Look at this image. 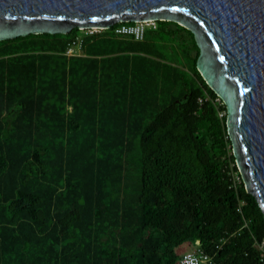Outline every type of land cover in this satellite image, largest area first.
I'll list each match as a JSON object with an SVG mask.
<instances>
[{
    "label": "trees",
    "instance_id": "obj_1",
    "mask_svg": "<svg viewBox=\"0 0 264 264\" xmlns=\"http://www.w3.org/2000/svg\"><path fill=\"white\" fill-rule=\"evenodd\" d=\"M123 23L73 56L77 27L0 40V264H179L196 240L261 264L264 216L192 33L157 20L134 40Z\"/></svg>",
    "mask_w": 264,
    "mask_h": 264
},
{
    "label": "water",
    "instance_id": "obj_2",
    "mask_svg": "<svg viewBox=\"0 0 264 264\" xmlns=\"http://www.w3.org/2000/svg\"><path fill=\"white\" fill-rule=\"evenodd\" d=\"M146 20L192 33L195 67L224 104L235 165L264 216V0H0V40Z\"/></svg>",
    "mask_w": 264,
    "mask_h": 264
},
{
    "label": "built area",
    "instance_id": "obj_3",
    "mask_svg": "<svg viewBox=\"0 0 264 264\" xmlns=\"http://www.w3.org/2000/svg\"><path fill=\"white\" fill-rule=\"evenodd\" d=\"M156 21L146 20L133 23H123L119 26L113 28V33L118 35H127L132 36L134 40H142L145 29L147 27L154 28ZM104 28L101 27H91V28H82L83 34L76 35L69 41L67 48L65 49L64 54L67 56L79 55L81 54V46L83 35L100 32ZM238 179V177H236ZM246 223L244 222V226ZM191 246L190 251H186L180 254L179 264H218L216 258L213 254H209L204 249L199 247V241L187 243ZM253 245L257 250L258 260L261 264H264V241H258L254 238Z\"/></svg>",
    "mask_w": 264,
    "mask_h": 264
},
{
    "label": "rangeland",
    "instance_id": "obj_4",
    "mask_svg": "<svg viewBox=\"0 0 264 264\" xmlns=\"http://www.w3.org/2000/svg\"><path fill=\"white\" fill-rule=\"evenodd\" d=\"M149 28H151L150 26L149 27H147L146 29H149ZM145 29V30H146ZM166 47H165V50L163 51L164 53H166V52H168V53H171V52H173V51H175V53L177 54V56L180 58V52H179V50L177 49V48H173L172 49V51H171V47L169 46V45H167V43H166V45H165ZM166 56H168V54H166ZM167 59H169L168 57H166ZM171 59V58H170ZM179 65L180 66H182V67H186V64H185V62L184 61H182L181 59H180V61H179ZM183 65H185V66H183ZM239 178V177H238ZM191 250V246H189L188 244H182V245H180L178 248H177V252H178V254H182V253H184V252H186V251H190Z\"/></svg>",
    "mask_w": 264,
    "mask_h": 264
}]
</instances>
